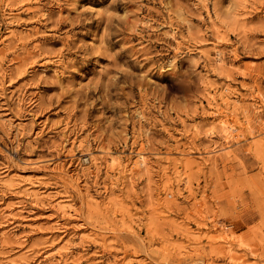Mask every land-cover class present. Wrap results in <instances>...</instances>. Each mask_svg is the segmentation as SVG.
Listing matches in <instances>:
<instances>
[{
	"label": "rangeland",
	"instance_id": "obj_1",
	"mask_svg": "<svg viewBox=\"0 0 264 264\" xmlns=\"http://www.w3.org/2000/svg\"><path fill=\"white\" fill-rule=\"evenodd\" d=\"M0 264H264V0H0Z\"/></svg>",
	"mask_w": 264,
	"mask_h": 264
}]
</instances>
